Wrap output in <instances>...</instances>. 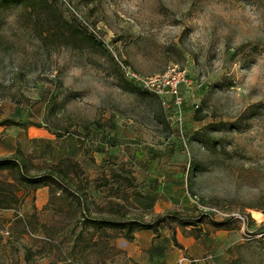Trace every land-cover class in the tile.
<instances>
[{
    "label": "rangeland",
    "instance_id": "1",
    "mask_svg": "<svg viewBox=\"0 0 264 264\" xmlns=\"http://www.w3.org/2000/svg\"><path fill=\"white\" fill-rule=\"evenodd\" d=\"M68 1L96 36L60 0H20L0 9V100L21 120L60 136L106 115L138 135L112 148L113 166L131 163L132 156L146 162L152 153L172 159L183 176L176 190L196 196L199 215L207 217L204 207L247 218L207 217L224 229L211 239L210 251L184 255L178 264H264V0ZM171 63L186 67L192 82L183 90L182 135L159 99L122 72L125 66L150 76ZM144 187L129 186L126 214L149 223L158 217L129 199ZM58 204L62 213L44 231L18 220L0 222V264H75L54 245L62 235H53L80 214ZM115 210L90 206L86 214L118 221ZM133 233L111 226L86 230L99 245L79 263L136 264L128 255Z\"/></svg>",
    "mask_w": 264,
    "mask_h": 264
},
{
    "label": "crops",
    "instance_id": "2",
    "mask_svg": "<svg viewBox=\"0 0 264 264\" xmlns=\"http://www.w3.org/2000/svg\"><path fill=\"white\" fill-rule=\"evenodd\" d=\"M105 116L99 115L91 126L79 127L76 134L60 136L55 134L58 131L45 125L26 123L0 100V122H16L14 125L0 124V158L20 150L34 168L57 166L64 177L81 186L88 210L90 206L97 210L102 206L120 210L129 196V186L138 189L140 183L146 184L145 190L129 197L140 211L155 217L174 211L180 213L157 223L155 230L147 227L134 233L128 255L136 264H178L184 255L210 251L211 239L216 240L217 232L224 226L199 215V206L194 202L196 196L177 192L178 185L183 182L178 163L172 159L171 162L160 160L152 153L153 158L146 162L132 156L131 163L121 164L119 168L113 166L111 163L116 160L111 156L112 148L130 142L138 135L118 129L114 120ZM84 138L90 142L84 143ZM150 139V145H154L156 138L151 136ZM121 151L125 154L124 149ZM161 166H165V173H159ZM0 183L14 184V171L0 169ZM166 187L168 190L164 189ZM5 212L14 213L12 210ZM21 212L33 213L37 223L49 225L57 212V208L49 204V188L37 189L33 208L32 200L28 198ZM154 222L153 219L148 224L152 226Z\"/></svg>",
    "mask_w": 264,
    "mask_h": 264
},
{
    "label": "trees",
    "instance_id": "3",
    "mask_svg": "<svg viewBox=\"0 0 264 264\" xmlns=\"http://www.w3.org/2000/svg\"><path fill=\"white\" fill-rule=\"evenodd\" d=\"M20 0H0V9L7 5ZM32 5L34 0H24ZM47 2V0H45ZM33 9V8H32ZM1 125H14L13 120H4L0 122ZM34 167L31 160L28 159L24 153L18 150L15 154L9 157L0 158V169H11L15 173L14 184L0 183V222L12 223L15 220L20 221L24 228L29 226L35 227V230L44 231L49 229L48 224H39L35 221L34 214H25L21 212V207L26 199L31 198L32 208L34 203V194L40 187L49 188V204L57 208V212L62 213L63 209L60 206V202H66L74 210V212L80 214V217L76 219L74 224H68L65 228L67 231H57L53 236L62 235L61 240L56 241L55 244L60 250L63 249L64 258L70 261L69 257H73L72 263L80 264L79 261H84L85 252L92 250V248L98 247V239L92 237H86L85 231L90 228L95 231L101 230L104 227H121L128 228L130 232L134 230V233L145 229L152 228L155 230L157 223L164 221L163 218L158 217L154 224L150 226L147 222H140L134 218H127L126 205L115 211L122 217L120 220H109L97 217H87L86 200L82 193V188L79 185L73 184L69 178L62 175L57 166L46 167L38 174H31L29 168ZM6 210L14 211L12 218H7L3 213ZM222 226V223H216ZM80 227V230H78ZM0 223V232H1ZM68 228V229H67ZM60 229L64 230L63 227ZM134 233L130 240L134 239ZM47 239V238H46ZM51 239L48 238V241ZM1 242V240H0ZM10 244V242H8ZM46 243V242H45ZM53 245V244H52Z\"/></svg>",
    "mask_w": 264,
    "mask_h": 264
},
{
    "label": "built area",
    "instance_id": "4",
    "mask_svg": "<svg viewBox=\"0 0 264 264\" xmlns=\"http://www.w3.org/2000/svg\"><path fill=\"white\" fill-rule=\"evenodd\" d=\"M65 6L67 11L75 18L78 22L85 26L91 34L96 36V32L93 31L90 26L78 15L75 8L70 4L68 0H60ZM122 72L125 78L140 87L145 92L152 94L157 97L169 115V120L175 123L179 127L181 135L182 131V116L184 106V95L183 90L189 88L192 85L188 69L176 63L169 64L164 72L143 76L133 72L130 68L122 66ZM204 209L205 215L213 220L220 221L230 217L239 218L243 222H246L247 218L238 214H226L220 209Z\"/></svg>",
    "mask_w": 264,
    "mask_h": 264
}]
</instances>
